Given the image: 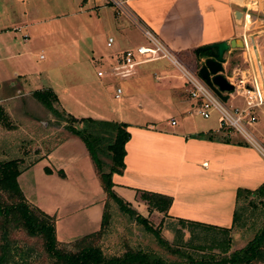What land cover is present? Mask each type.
<instances>
[{
    "label": "crops",
    "instance_id": "obj_1",
    "mask_svg": "<svg viewBox=\"0 0 264 264\" xmlns=\"http://www.w3.org/2000/svg\"><path fill=\"white\" fill-rule=\"evenodd\" d=\"M45 1L0 0L2 20L0 35L10 34L11 31H14L21 34L24 41H28V35H32L33 40H42L44 41L42 46L48 44V48L55 51L57 43L53 40L56 37H61L65 32H59L61 28L55 30L53 27H49L50 23L52 24L63 17L69 19L80 17L87 26L94 25L98 32H106L108 38L113 39L110 47H113V50L107 54L96 50L92 43L89 49L90 55H96L97 60L103 61L106 72L119 73V76H111L115 81L125 80L132 76L139 78L141 75V81L151 87L152 93L148 94L149 98H147L149 105L151 104L155 108L158 106L155 103L157 102L181 117V125L177 130L174 128L178 126V121L173 118L171 121H174L175 125L172 126L170 121L168 129H155L150 126L151 123H146L143 126L132 124L127 127L130 139L125 146V167L122 174L112 175L113 187L134 193L135 200L144 204L146 208V215L140 214V216L148 218V221L150 217H157L159 222L169 219L179 223L182 220L230 228L233 213L237 208V190L252 191L264 184V151L259 143L256 141L260 149L252 145H250L251 147L243 145L244 142L241 140H233L232 136H226V133L219 128L218 119L215 124L204 122L200 117L198 120L195 119L197 105L189 96L188 85L180 78L176 70L170 69V66L164 63V59L139 62L140 58H137V64L129 69L127 74L122 73V69H116L117 59L121 52L138 46H146L147 42L141 41L138 45L133 42L132 39L136 34L143 37L140 29L128 17L120 18L116 15L109 0H65L64 4L54 1L53 6ZM122 1L131 18L155 33L174 53L191 55L199 68L204 58H198L194 54L195 49L222 42L229 43L232 40L244 43L239 25L241 13L238 4L241 3V0ZM57 2L63 6H58ZM41 8L46 9L45 15ZM2 16L5 17L2 18ZM249 24L248 20L246 29ZM84 35L85 39H90L86 31ZM246 41L256 47V57L264 88V31H260L258 35L247 36ZM68 54L70 56L71 53ZM235 54L242 56V48L229 49L224 55L222 75L227 81L229 78L244 77L246 72L251 71L247 70V65L244 69H241L239 65L230 68ZM20 55L23 54H15L16 57ZM148 64L151 65L143 67ZM140 67H142L141 70H138ZM104 75L97 76L103 78ZM152 76L157 81L156 83H150L149 79ZM95 82L96 85L86 80L84 85L95 98H98L101 90L96 80ZM11 87H17V85L14 83ZM17 89L15 94L3 91L1 95L5 96L0 98V105L3 106L9 120L15 125V130H23V127L15 124L10 106L8 104L4 106L3 103L13 100L31 101L35 98L33 97L34 92L28 90L24 84L19 85ZM58 89L65 92L66 88L59 87ZM108 89L115 98V91L112 88ZM52 91L55 93L53 89ZM223 95L227 96L226 104L244 108L242 95ZM66 100L67 98L64 99V101ZM238 100H242V102H237ZM66 105L68 106V104ZM66 113L75 119L80 115L78 114L80 112L75 111L72 107ZM147 113L151 114L149 111ZM253 113L255 122L251 126L252 131L264 145V103ZM95 117L97 120H104ZM74 139L80 140L71 134L67 140ZM47 156L45 154L42 158H47ZM141 192L171 197L172 204L167 213L164 216L157 212L149 214L146 204L139 197ZM121 199L124 200L122 197Z\"/></svg>",
    "mask_w": 264,
    "mask_h": 264
},
{
    "label": "rangeland",
    "instance_id": "obj_2",
    "mask_svg": "<svg viewBox=\"0 0 264 264\" xmlns=\"http://www.w3.org/2000/svg\"><path fill=\"white\" fill-rule=\"evenodd\" d=\"M54 1L65 3V0H46L45 2L53 6ZM58 6L63 5L58 3ZM41 11L43 15L46 14L45 8H41ZM4 17L2 16V18ZM123 17L120 16V18ZM1 21L0 15V24H2ZM49 27H53L55 30L61 28L59 32H65L61 37H56L53 40L57 43L55 51H51L48 44L42 46L44 41L33 40L32 35H28V41H24L21 34L14 31H11L10 34L0 35V98L5 96L1 95L3 91L15 94L18 90L17 87L24 84L28 90L33 92L52 91L53 89L57 99L55 105L57 114L48 111L36 100L4 101L3 105L7 106L8 104L12 109L15 124L23 127V130L7 131L0 127V145L2 144L1 154H3L1 158H10L12 152L5 153V150H9V148L14 150L15 157L24 151L30 153L27 155V162L33 161L38 156L48 155L47 158H42L33 167L25 170L21 174L18 184L25 199L31 205L54 218L55 237L62 247L68 246L67 248H71L73 252L76 251L77 249L73 245L74 241L100 231L103 216L105 212H108L110 218L108 228H106L107 232L94 242V245L100 247L106 256H120L131 249L143 251L167 263L185 261V258L173 255L162 247L152 233L147 232L143 225L137 223L135 218L131 219L128 212L121 209L112 198L113 196L104 192L85 144L78 139L67 140L70 134L66 128L69 126L67 120L71 117L66 112L70 110V107L80 112L76 119L97 120L95 119L97 116L104 119L99 121L123 123L127 126L132 124L143 126L146 123H151L150 126L155 129L170 128L169 123L173 118L178 121V126L174 128L177 130L181 125L180 115L155 101L158 105L155 107L157 110L151 104L149 105L147 98H149L148 94L152 93L151 87L141 81V75L139 78L132 76L125 80L115 81L111 77L112 75L106 72L103 61L97 60L96 55H90L89 48L92 45L96 50L103 51L104 54L113 50V47L107 48L105 45L108 38L106 32H98L94 25L87 26L80 17L78 19L59 18L52 24L50 23ZM85 31L90 39L84 38ZM260 31H264V29L259 28L258 24L251 25V34L258 35ZM132 40L137 45L141 41H146L139 34H136ZM171 52L186 69L197 76L199 65L193 61L191 55ZM17 53L23 55L16 57ZM68 53H71L70 56ZM233 57L230 68L234 65L241 66V69L246 67L243 64L242 56L235 54ZM163 61L170 66V69H174L167 60ZM99 72L102 75L106 74L103 78H98ZM176 73L178 72L176 71ZM86 80L94 85H96L95 80L97 81L101 90L98 98H95L92 92L85 87ZM149 81L151 84L157 82L153 76ZM14 83L17 87L12 88L11 85ZM59 87H65V92L60 91ZM108 88H112L113 91L120 88L122 90L120 99H115ZM233 94L237 95L239 92L235 91ZM65 98L68 102L64 101ZM237 102H242V100ZM227 106H229L228 103ZM148 111L151 114H148ZM195 112L197 117L195 119L201 118L204 122H213L212 124H215L219 116L217 112H213L208 119H204L197 113V108ZM251 126L246 124L244 129L251 134L264 151V145L257 139ZM228 128L227 126L222 128L226 136H232L233 140L239 139L244 142L243 145L250 146L238 132ZM66 140L67 142H65ZM103 161L109 164L108 159H103ZM46 169L51 172L47 173ZM112 193L119 199L124 198L121 200L137 215H146L144 204L135 200L134 193L116 187L112 188ZM249 201H253L254 208L248 205ZM241 205H244L246 212L240 225H236L230 230L227 255L245 247L264 220V198L262 196H251L241 202ZM149 222L154 228L160 230V236L172 247L182 244L189 238L188 229L183 230L179 223L169 219L160 223L157 217H150ZM178 229H181L182 242L177 239ZM217 236L222 241L228 239L219 232ZM10 239L14 250L18 249L19 252H24V256L30 264H52V260L43 252L39 238H31L24 230H16L10 234ZM226 244V242H222V248ZM205 245L203 250L188 249L187 253L197 259L201 255L215 257L221 255V249L210 250L208 249L209 243L207 242ZM182 247L181 249H184Z\"/></svg>",
    "mask_w": 264,
    "mask_h": 264
},
{
    "label": "trees",
    "instance_id": "obj_3",
    "mask_svg": "<svg viewBox=\"0 0 264 264\" xmlns=\"http://www.w3.org/2000/svg\"><path fill=\"white\" fill-rule=\"evenodd\" d=\"M194 54L198 58L205 56V53L201 52V48L195 49ZM33 97L48 111L57 114L55 108L57 99L51 90L34 92ZM68 124L69 126L66 127L68 132L78 137L85 144L91 160L95 165L104 192L113 196L112 198H114L121 209H124L125 212L127 211L128 213H126L131 219L135 218L137 223L143 225L147 232L152 233L162 247L173 255H179L185 258V261L167 263L143 251L131 249L120 256H106L100 247L94 245V242L107 232L106 228H108V220L110 218L108 212H105L103 216L100 231L74 241L73 245L77 249L76 251L73 252L71 248H67L68 246L62 247V244L59 245L60 243L55 237L54 218L31 205L25 199L18 184L20 174L39 162L42 156H38L33 161L27 162V155L30 153L24 151L15 157L14 150L9 148V150H5V153L12 152L10 158L2 159L1 144L0 239L2 243L0 244V264H30L24 256V252H19L18 249L14 250L12 246L13 243L10 239V234L16 230H24L29 237L39 238L43 252L52 260V264H264V220L254 237L245 247L227 255L230 230L236 227V225H240L246 212V208L244 205H241V202L251 196L260 195L264 198V184L252 191L247 189L237 190V208L233 213L230 228H221L180 220L179 224L181 228L183 230L188 229L189 238L187 241L182 242L181 229H178L177 239L182 244H177L178 246L172 247L160 236V230L154 228L148 221V218L137 215L121 199L115 197L112 193V175L122 174L125 167V146L130 139V133L127 131L128 126L123 123H110L91 118L75 119L73 117L67 120ZM0 127L7 131H15L16 129L15 125L9 120L2 105H0ZM103 159H108L109 164L105 163ZM46 172L50 173L51 171L46 169ZM139 197L146 204L149 214L157 212L164 216L172 204L171 197L157 193L141 192L139 193ZM248 205L251 208L255 206L253 201H249ZM218 232L221 235H225L228 239L223 241L218 239ZM179 234L180 236L178 238ZM207 242L209 243L208 249H221V255L219 257L201 255L197 259L192 254L187 253L188 249L196 251L203 250ZM222 242L227 243L223 248ZM180 246H183L182 248L184 249H181Z\"/></svg>",
    "mask_w": 264,
    "mask_h": 264
},
{
    "label": "built area",
    "instance_id": "obj_4",
    "mask_svg": "<svg viewBox=\"0 0 264 264\" xmlns=\"http://www.w3.org/2000/svg\"><path fill=\"white\" fill-rule=\"evenodd\" d=\"M111 6L114 8L116 15L126 16L131 19L132 23L140 29L143 37L145 38L147 45L138 46L133 49L123 51L118 59L116 69H122V73H126L129 69H132L137 64V58H140L139 62H144L153 59L167 60L174 69L179 73L180 78L188 85V93L192 100L197 105V113L204 119H208L213 112H217L219 128L229 127L228 129L235 130L252 146L260 149L254 138L244 128V125H252L255 122V116L253 111L264 103V88L262 85L261 71L259 69L257 61V50L251 42L246 41L247 36H253L250 33V27L253 23L258 24L259 28L264 29V0H241L238 4L241 13L240 27L242 30L243 43V62L247 65L246 76H241L239 79L229 78L228 82L231 83L235 91L239 92L244 99V108H238L235 106H227L226 101L221 100L211 90L205 82L198 76L193 75L184 65L173 55L171 50L164 44V42L150 29L142 25L139 21L131 18L128 14L125 3L122 0H109ZM250 21L247 29V21ZM258 28V27H257ZM113 43L112 38H108L107 47H111ZM110 75L116 77L119 73L114 71L109 72ZM121 73V74H122ZM130 73V71H129ZM128 73V74H129ZM120 74V75H121ZM127 74V73H126ZM125 74V75H126ZM99 77L102 73L97 74ZM122 90L117 88L115 90V99H120ZM171 125L174 126L175 122L171 121Z\"/></svg>",
    "mask_w": 264,
    "mask_h": 264
},
{
    "label": "water",
    "instance_id": "obj_5",
    "mask_svg": "<svg viewBox=\"0 0 264 264\" xmlns=\"http://www.w3.org/2000/svg\"><path fill=\"white\" fill-rule=\"evenodd\" d=\"M242 47L243 44L240 41L232 40L229 43L222 42L201 48V52L205 53V56L202 57L204 59L198 70V76L223 101L227 100V96L223 94L235 90V87L222 75L224 55L229 49Z\"/></svg>",
    "mask_w": 264,
    "mask_h": 264
}]
</instances>
